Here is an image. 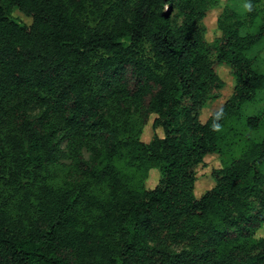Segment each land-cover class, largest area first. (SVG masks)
Masks as SVG:
<instances>
[{
	"label": "trees",
	"instance_id": "obj_1",
	"mask_svg": "<svg viewBox=\"0 0 264 264\" xmlns=\"http://www.w3.org/2000/svg\"><path fill=\"white\" fill-rule=\"evenodd\" d=\"M229 1L207 40L218 0H0V264H264V2Z\"/></svg>",
	"mask_w": 264,
	"mask_h": 264
},
{
	"label": "rangeland",
	"instance_id": "obj_2",
	"mask_svg": "<svg viewBox=\"0 0 264 264\" xmlns=\"http://www.w3.org/2000/svg\"><path fill=\"white\" fill-rule=\"evenodd\" d=\"M229 1V0H228ZM264 2V0H260ZM226 0H218L217 4L209 8L205 15L203 16V21L205 24V38L207 40H211L213 36H215L218 31L216 29V16L221 10L223 4ZM234 6L242 7L241 0L229 1ZM13 14L21 20L28 21V17L22 14L18 10H14ZM257 48L258 57H256V67L258 69L264 70V42L258 44ZM216 70L219 76L223 79V85L219 89L218 96L207 99L204 105L200 108L198 117L200 120H203L212 110L217 108L222 101L228 96L233 86V78L230 74L229 67L225 63H218L216 65ZM264 104V90L260 94L258 100L254 101L253 104L246 105L243 108V111H258L263 107ZM152 114H149L145 122L142 123L139 131V137L142 140H148L152 133L161 134V129L156 126L151 125ZM64 140L60 141V145L63 146ZM86 151H84L85 153ZM63 160V159H62ZM219 160L216 153H208L205 154L202 162L195 166V178L193 182V191L195 194H200L204 189L213 184V178L210 174V169L218 166ZM62 176V172H59L58 178ZM157 178V169L155 167H151L148 170L147 176L145 178L144 184L147 187H150L154 184ZM255 234L264 236V221L260 223V225L255 229Z\"/></svg>",
	"mask_w": 264,
	"mask_h": 264
},
{
	"label": "clouds",
	"instance_id": "obj_3",
	"mask_svg": "<svg viewBox=\"0 0 264 264\" xmlns=\"http://www.w3.org/2000/svg\"><path fill=\"white\" fill-rule=\"evenodd\" d=\"M245 7H246V8H249V9L251 8V6H250V5H245Z\"/></svg>",
	"mask_w": 264,
	"mask_h": 264
}]
</instances>
